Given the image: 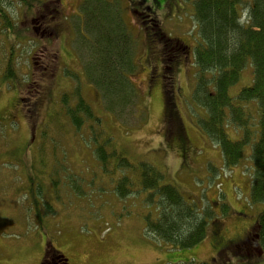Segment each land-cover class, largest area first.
<instances>
[{
    "label": "rangeland",
    "instance_id": "obj_1",
    "mask_svg": "<svg viewBox=\"0 0 264 264\" xmlns=\"http://www.w3.org/2000/svg\"><path fill=\"white\" fill-rule=\"evenodd\" d=\"M108 1L120 9L136 43V70L122 73L136 88L125 111L88 73L95 49L83 0H0V264H41L48 240L69 264H184L217 255V264H264L263 253L248 260V253L239 255L244 247L219 253L214 248L216 239L244 237L255 228L264 205L250 203L254 170L249 155L243 164L227 168L218 144L198 125L197 116L207 114L192 97L199 82L195 0H149L135 11L134 1ZM56 5L59 13L52 22L59 30L43 35ZM144 20L155 21L165 38L186 46L184 53H166L153 43L141 26ZM248 21L244 11L242 23ZM9 67L15 76L6 79ZM252 83L249 67L230 95ZM165 90L178 115L173 123L165 113ZM206 91L214 92L213 85ZM81 99L101 126L86 118L81 130L71 124L67 110ZM93 126L109 153L118 151L133 165L145 161L163 171L165 183L197 205L201 219L209 217L207 238L172 249L148 235L140 214L148 215L151 206L144 194L121 199L114 192L128 171L118 160L111 165L122 177L103 170ZM233 132L229 128L235 140ZM216 224L217 236L211 231Z\"/></svg>",
    "mask_w": 264,
    "mask_h": 264
},
{
    "label": "trees",
    "instance_id": "obj_2",
    "mask_svg": "<svg viewBox=\"0 0 264 264\" xmlns=\"http://www.w3.org/2000/svg\"><path fill=\"white\" fill-rule=\"evenodd\" d=\"M130 1H134L133 11L149 2ZM193 5L199 33L194 53L199 82L192 97L207 114L205 119L197 116L198 125L208 139L218 144L227 168L243 164L249 155V163L254 170L250 203L264 205V0H195ZM81 9L95 49V62L88 68V73L93 74L96 86L108 98H115L117 105L125 111L136 95L134 84L123 75L126 72L132 74L136 70L135 39L122 20L120 9H116L115 4L108 0H83ZM244 11L249 18L247 24L242 23ZM2 17L3 11L0 8ZM154 23L153 20L149 24L148 20L141 22L149 39L162 45L166 53L172 49L184 53L186 46L176 45L172 37L165 38L160 27ZM167 56L173 60L170 54ZM249 67L252 68V85L243 88L238 95L231 96V88L240 81L242 73ZM207 74L211 75L209 79L205 78ZM4 76L6 79L15 76L12 67L6 70ZM209 85H213L214 92L206 91ZM164 96L167 120L173 123L177 121L178 115L171 92L165 90ZM67 114L77 131L86 122L85 118L101 126L100 119L83 99L75 108L67 110ZM229 128L237 131L233 132L237 133V139L230 138ZM93 129L94 151L103 170L112 176L118 174L122 177L114 169L115 165H111L118 160V164L128 171L114 186L117 196L126 199L144 194V200L151 206L148 215L140 214L145 220L148 235L172 249H187L207 238L209 217L201 219L204 213L199 212L197 205L186 201L175 185L165 183L167 176L163 171L145 161L133 165L118 151L109 153L107 144L99 142L96 127L93 126ZM180 136H184L183 130ZM255 225L243 239L251 241L260 252L244 249L239 255L243 257L244 253H248V260L259 257V253L264 254V209ZM217 230V224L212 226L211 231L215 236L218 235ZM223 242L220 238L216 239L214 248L217 253L225 249ZM218 256L209 261H189L184 264H217ZM41 264L68 262L67 257L48 240Z\"/></svg>",
    "mask_w": 264,
    "mask_h": 264
},
{
    "label": "flooded vegetation",
    "instance_id": "obj_3",
    "mask_svg": "<svg viewBox=\"0 0 264 264\" xmlns=\"http://www.w3.org/2000/svg\"><path fill=\"white\" fill-rule=\"evenodd\" d=\"M58 3H59V1H58ZM51 13H53V14L51 15V18H50V21H49L50 24H48L47 28L43 31V35L48 34L50 36H53L54 32L59 30L57 24L55 26V22H52V21H55L57 19V17H58V15H57L59 13L58 5H56V8H54L53 11H49V14H51ZM160 62H162V61L160 60ZM159 76L162 77L161 75H159ZM242 237L234 239L233 240L234 241L233 244H232L233 241H224L223 243H224L225 248H226L224 250H227L228 248H234V247H236V248L244 247L245 249H247L249 251H251L252 249H255L253 247V244H252L251 241L244 240ZM236 240H238L239 242H235Z\"/></svg>",
    "mask_w": 264,
    "mask_h": 264
}]
</instances>
